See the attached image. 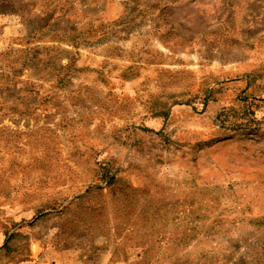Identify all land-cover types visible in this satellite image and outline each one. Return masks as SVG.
Returning a JSON list of instances; mask_svg holds the SVG:
<instances>
[{"label":"rangeland","instance_id":"1","mask_svg":"<svg viewBox=\"0 0 264 264\" xmlns=\"http://www.w3.org/2000/svg\"><path fill=\"white\" fill-rule=\"evenodd\" d=\"M0 264H264V0H0Z\"/></svg>","mask_w":264,"mask_h":264}]
</instances>
